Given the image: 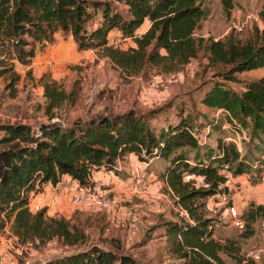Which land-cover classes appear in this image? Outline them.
Wrapping results in <instances>:
<instances>
[{"label":"trees","instance_id":"trees-1","mask_svg":"<svg viewBox=\"0 0 264 264\" xmlns=\"http://www.w3.org/2000/svg\"><path fill=\"white\" fill-rule=\"evenodd\" d=\"M219 2L223 13L230 15L234 0ZM98 13L99 23L90 26ZM208 15L203 0H0V79L15 96L21 79L16 65L30 67L38 49L53 41L57 32L69 33L79 51H95L129 77L146 68L176 73L201 51L206 53L208 66L228 67L229 75L264 67V40L245 41L233 31L217 40L197 36ZM260 16L264 20V11ZM145 21L148 28L136 34ZM114 29L123 38H132L135 46L110 45L108 34ZM27 74L34 78L32 68ZM40 84L49 119L54 110L75 104V86L68 90L47 74ZM201 102L221 110L232 129L248 135L249 143L256 139L264 144V76L248 82L239 93L214 84ZM158 119L152 124L143 113L129 109L68 124L0 123V232L10 223L22 245L41 247L56 240L72 249L41 264H139L116 238H110L107 247L89 241L78 217L48 216L45 207L36 212L30 207L32 193L40 192L45 184L55 185L64 175L88 184L94 169L104 166L117 171V160L134 153L162 168L164 184L187 213L164 224L165 238L181 264H228L220 253L232 255V249L212 237L205 199L225 183L224 168L234 175L249 171L246 155L225 138L217 139L216 146L208 143L213 128H219L215 118L203 124L180 109L175 118ZM255 148L260 146L255 144ZM191 151L195 152L192 157ZM185 174L200 176L203 184L185 181ZM243 216L248 224L264 217V205L250 203Z\"/></svg>","mask_w":264,"mask_h":264},{"label":"rangeland","instance_id":"rangeland-1","mask_svg":"<svg viewBox=\"0 0 264 264\" xmlns=\"http://www.w3.org/2000/svg\"><path fill=\"white\" fill-rule=\"evenodd\" d=\"M203 4L209 9V15L201 22L197 36L217 40L233 31V35L245 41L264 40V20L260 16V12L264 11V0H234L231 13L227 16L219 0H203ZM113 5L123 8L117 2ZM99 21L98 13L90 26L97 25ZM148 26L149 22L145 21L136 34L143 33ZM108 42L121 49L135 46L132 38H123L116 29L108 34ZM29 68H32L33 79L27 74ZM227 69L208 66L206 53L201 51L196 59L176 73L163 74L146 68L129 77L95 51H79L69 33L57 32L53 41L38 49L30 67L16 65L21 79L15 96L4 89L5 81L0 79V123L23 122L34 127L48 121L68 124L75 119L122 113L129 109L143 113L152 124L159 117L161 121L165 117L175 118L180 109L189 118L203 124L210 118L217 119L219 128H213L208 143L216 146L219 138L235 142L241 149V155H246L249 171L234 175L224 168L225 183L217 193L205 199L206 214L212 220V237L232 249V255L220 253L226 263L236 264L239 260L240 264L248 261L264 264V217L248 224L243 216L250 203L264 205V144L256 139L249 143L248 135L244 137L232 129L220 110L208 108L201 102L214 84L238 93L243 91L248 82L264 76V67L231 75L226 74ZM45 74L61 82L66 89L75 86L78 91L75 104L54 110L52 119L45 114L44 88L40 84ZM255 144L260 148L256 149ZM194 153L191 151L190 157ZM98 170L101 173H96ZM161 174L162 168L156 162L150 159L143 161L134 153L126 154L117 160V171L102 166L91 173L88 184L106 192L109 199L107 208L75 206L66 195V198L56 197L54 203L50 201L52 207L46 214L72 219L78 217V222L89 234V241L107 247L109 239L116 238L122 249L132 254L139 264H181L182 259L172 253L165 238L164 224L183 217V209L176 205ZM188 176L192 178L186 179ZM184 180H192L195 186L203 184L202 178L193 174H185ZM59 182V186L65 188L70 180L65 177ZM43 191L44 187L40 192ZM53 191L57 194L58 189ZM38 193L33 192L32 195ZM62 204L65 208H61V212L58 205L64 207ZM231 206L240 213L244 221L243 229L231 223L228 214ZM32 210L36 212L35 207ZM71 250L56 240L41 247L22 245L13 234L10 223L0 232V253L6 255V264H41ZM255 250L258 256L252 257L251 253Z\"/></svg>","mask_w":264,"mask_h":264},{"label":"built area","instance_id":"built-area-1","mask_svg":"<svg viewBox=\"0 0 264 264\" xmlns=\"http://www.w3.org/2000/svg\"><path fill=\"white\" fill-rule=\"evenodd\" d=\"M69 180L70 182L65 187V193L68 195L71 204L75 206L107 208L109 205V199L105 191L99 190L97 186H92L91 184L81 185L79 182L71 178H69ZM40 209H42V207H35L36 211ZM182 213L184 215L187 214L185 210H183ZM228 214L231 219V223L234 226L239 229L244 228V221L235 207H229ZM251 256H258V251H252ZM6 260V255L4 253H0V264H6Z\"/></svg>","mask_w":264,"mask_h":264},{"label":"crops","instance_id":"crops-1","mask_svg":"<svg viewBox=\"0 0 264 264\" xmlns=\"http://www.w3.org/2000/svg\"><path fill=\"white\" fill-rule=\"evenodd\" d=\"M221 111V110H220ZM245 134H243L244 136ZM245 137V136H244ZM101 173L100 170L96 171V173ZM95 173V172H94ZM94 173L92 175V177L94 178ZM107 178L109 177V175L107 173L104 174ZM67 178V180H69L70 177H67V175H64L61 179V181L64 179V178ZM105 177H103V180H104ZM189 178H192V176H188L186 179H189ZM95 180V179H94ZM105 182V181H103ZM59 183H62V182H59ZM59 183L55 184V185H52L51 183H47L45 186H44V191L43 192H40L38 194H34L32 195L31 197V202H30V205H31V208L33 209V207H47L46 211L47 213H49V210L51 209L52 206H50L49 202H53L54 203V200L56 197H62V196H66V193H65V188H61L59 186ZM58 189V192L56 194L55 191L53 190H56L57 191ZM66 198V197H65ZM64 201V200H63ZM33 202L34 203H37L35 205H33ZM52 203V204H53ZM262 204V203H261ZM62 206H64V204H62ZM61 208H65L64 207H59L58 205V209L61 211L62 209ZM62 212V211H61Z\"/></svg>","mask_w":264,"mask_h":264}]
</instances>
